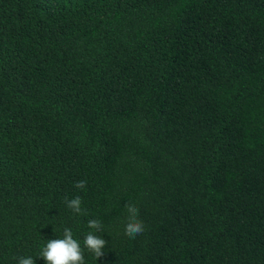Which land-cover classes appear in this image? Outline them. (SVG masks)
<instances>
[{
    "label": "trees",
    "instance_id": "obj_1",
    "mask_svg": "<svg viewBox=\"0 0 264 264\" xmlns=\"http://www.w3.org/2000/svg\"><path fill=\"white\" fill-rule=\"evenodd\" d=\"M91 219L85 264H264V0H0V264Z\"/></svg>",
    "mask_w": 264,
    "mask_h": 264
},
{
    "label": "clouds",
    "instance_id": "obj_2",
    "mask_svg": "<svg viewBox=\"0 0 264 264\" xmlns=\"http://www.w3.org/2000/svg\"><path fill=\"white\" fill-rule=\"evenodd\" d=\"M87 185L86 180L75 182V187L83 190ZM66 206L75 214L87 213L81 207L82 198L77 195L72 199H66ZM127 217L124 225V234L132 239L141 235L145 231V224L139 218V208L134 203L126 205ZM88 228L91 229L83 240V248L79 240L75 239L70 228H65L63 238L50 239L43 247L39 256L43 257L46 264H85L84 248L93 253L98 259L104 255L103 249L107 241L98 232L103 230L102 222L98 219L88 221ZM18 264H35V259L31 256L20 257Z\"/></svg>",
    "mask_w": 264,
    "mask_h": 264
}]
</instances>
